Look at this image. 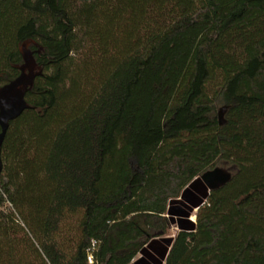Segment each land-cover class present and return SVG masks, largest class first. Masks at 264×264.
I'll return each mask as SVG.
<instances>
[{"label":"trees","instance_id":"obj_1","mask_svg":"<svg viewBox=\"0 0 264 264\" xmlns=\"http://www.w3.org/2000/svg\"><path fill=\"white\" fill-rule=\"evenodd\" d=\"M24 46L0 264H264V0H0V89Z\"/></svg>","mask_w":264,"mask_h":264},{"label":"water","instance_id":"obj_2","mask_svg":"<svg viewBox=\"0 0 264 264\" xmlns=\"http://www.w3.org/2000/svg\"><path fill=\"white\" fill-rule=\"evenodd\" d=\"M25 65L21 68L20 76L10 84L0 89V174L2 171L1 148L6 137L10 122L18 119L28 108L24 94L32 86L40 68L35 65L22 48ZM231 179V169L217 168L200 177L202 184L209 191L219 190Z\"/></svg>","mask_w":264,"mask_h":264},{"label":"rangeland","instance_id":"obj_3","mask_svg":"<svg viewBox=\"0 0 264 264\" xmlns=\"http://www.w3.org/2000/svg\"><path fill=\"white\" fill-rule=\"evenodd\" d=\"M229 167V166H228ZM196 213H197V210H195L194 212H193V214L191 215V217L189 218V220L190 221H195L196 220ZM179 232V230L177 229V227L176 226H173L172 228H171V231L169 232V235H168V237H171V238H174L176 235H177V233ZM139 257V256H138Z\"/></svg>","mask_w":264,"mask_h":264},{"label":"built area","instance_id":"obj_4","mask_svg":"<svg viewBox=\"0 0 264 264\" xmlns=\"http://www.w3.org/2000/svg\"><path fill=\"white\" fill-rule=\"evenodd\" d=\"M89 262L92 263L91 257L89 258Z\"/></svg>","mask_w":264,"mask_h":264}]
</instances>
